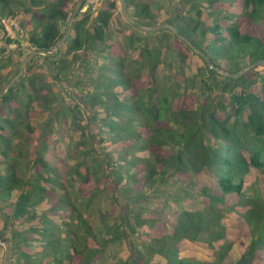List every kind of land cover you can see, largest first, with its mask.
Returning <instances> with one entry per match:
<instances>
[{
    "label": "trees",
    "instance_id": "1",
    "mask_svg": "<svg viewBox=\"0 0 264 264\" xmlns=\"http://www.w3.org/2000/svg\"><path fill=\"white\" fill-rule=\"evenodd\" d=\"M77 1L0 0V92L32 49L55 50ZM127 5L142 23H173L223 70L264 60V0ZM119 6L83 7L59 54L35 56L0 99V233L12 246L8 264H264V64L228 76L174 32L158 45L140 43L133 31L127 46L114 44ZM20 10L26 46L4 22ZM133 46L148 69L131 70ZM177 50L190 67L194 55L204 62L194 73L197 94L180 73L173 83L157 75L163 57ZM75 62L73 84L84 93L66 105L64 82L71 83ZM62 123L71 138L78 131L82 147L72 165L68 153L50 146ZM116 249L128 253L113 255Z\"/></svg>",
    "mask_w": 264,
    "mask_h": 264
},
{
    "label": "rangeland",
    "instance_id": "2",
    "mask_svg": "<svg viewBox=\"0 0 264 264\" xmlns=\"http://www.w3.org/2000/svg\"><path fill=\"white\" fill-rule=\"evenodd\" d=\"M112 0H86V3L84 5V10H86L89 6H94V10L96 12L100 11L101 9H103L104 5L111 2ZM149 1L151 4H154L155 0H146ZM165 13V12H164ZM23 13L18 12V16L16 17H10L7 18L5 21V25L7 28V31L9 34L11 35H18V37L23 41V44L29 45L28 44V35H27V31L23 28L21 21H24L27 19V16L23 15ZM165 30V32H161ZM134 32L136 35L140 36V43H145L148 42L150 44V46H152V44L154 45H158L160 44L161 39H164L165 42H171L174 38V33L171 29H162L160 31H156L155 34H149L150 32H145L143 30L140 29V31L136 30V29H132L129 24L126 23V21L123 19V14L121 12V8L120 6L117 9V12L115 14V21L112 23V28H111V36H110V41H112V43H120L124 46H127L128 43V35L130 32ZM11 32V33H10ZM136 45V44H135ZM134 45V46H135ZM16 44H13V47H15ZM104 46L107 47V43H104ZM129 47L128 49V56L132 61V71H141L144 69H148V62L146 61V59H142L139 55V47ZM62 49V48H61ZM95 51H91L90 57L92 59L96 58V53L98 49H93ZM114 57H118V55L113 54ZM183 51L182 50H177L174 54H166L163 57V60L160 62V65L158 67L157 70V75L158 77L162 78V77H167V79L169 80L170 83H173V81L176 79L177 74L180 73L181 76H185L186 79L188 80V89L190 90H195V94H197L199 88V83L200 80L197 76H195V72L197 70V68L199 66H204V62L201 59V57H199L198 55H194V61L192 66L190 67L187 63H185L183 61ZM140 57V58H138ZM17 61V60H15ZM99 61L103 62L104 60H102L101 58H99ZM76 63V62H75ZM42 64V60L39 59L36 63L35 66H39L41 67ZM75 66H73V73L70 74L71 76L69 77L71 83H67L64 82V95L65 98H69L68 101L66 100V105H69V103H74V101L71 99V96L74 99H78L80 98V95L82 93H84L83 89L81 88H75L73 82L76 79V75L79 72L77 65H79V63L74 64ZM81 71H84L83 69H81ZM186 80L182 81V84L185 85ZM195 84V86H194ZM185 87V88H184ZM182 89L185 90L187 88V84L184 86ZM57 90L58 87H56ZM205 89V87L203 88V90ZM60 92V90H59ZM61 93L63 94V91L61 90ZM205 95V94H204ZM228 103V102H226ZM48 116V112H45L43 114L40 115V121H44ZM64 128L68 129V131H65ZM70 127L68 125H64L62 123L61 127L58 125L57 128H54V131L52 133V136L50 137V146L55 150V152H57L56 154L59 153H68L69 154V159H67V161H69L70 165L74 164L76 162V157L78 156V153L80 151V149H82L81 146L78 145V139H79V135H78V131L76 132L75 136L73 138H71L70 134ZM262 139L259 138V141H261ZM89 163L93 166V168L95 170H99L100 169V165H96L97 163H95V160L93 157H91L89 159ZM4 251L5 248L4 246L0 247V262L1 259L4 255ZM122 252V253H121ZM120 253L122 254V256H126L127 255V251L126 249L122 250ZM119 250L117 251H113V255H117V256H121L119 255ZM111 255V257L113 256ZM113 258V257H112ZM114 259V258H113ZM109 261H112L111 258H109ZM109 264V263H108Z\"/></svg>",
    "mask_w": 264,
    "mask_h": 264
},
{
    "label": "water",
    "instance_id": "3",
    "mask_svg": "<svg viewBox=\"0 0 264 264\" xmlns=\"http://www.w3.org/2000/svg\"><path fill=\"white\" fill-rule=\"evenodd\" d=\"M120 2V8L121 11L123 13V16L127 19V21L131 24V25H135L137 26L139 29L145 31V32H156V31H160L162 29H171L176 35H178L180 38L184 39L185 41L188 42V44L200 55L202 56L208 63V65L221 72L224 73L228 76L234 77V78H238L240 77L244 72H246L247 70L257 66V65H261L264 64V60H258L252 64H250L248 67H245L244 69H242L241 71L237 72V73H232L226 70H223L221 68H219L218 66H215L214 63L212 62L210 56L208 54H206L204 51H202L200 48H198L196 45L193 44V42L187 38L186 36L182 35L178 28L170 22H165V23H161V24H157V25H148L145 23H142L141 21H139L138 19L134 18L131 15V12L128 8L127 5V0H119ZM86 3V0H78L71 15L69 18V21L67 23V28H66V32L65 34L56 42V46H55V50H47V49H32L31 52L25 57V59L22 61L21 65H20V71L17 75H15L10 82L7 84V86L5 87V89L3 91L0 92V99L5 97L11 90V88L14 86V84L24 75L25 73V68L28 65V63L37 55H45V56H56L59 54L62 45L69 39L71 33H72V24L74 22V20L77 18V15L79 14V12L83 9L84 5ZM0 244H2L5 248L4 251V255L2 258V261L0 264H8L10 256H11V252H12V246L11 243L9 241H6L2 238L1 233H0Z\"/></svg>",
    "mask_w": 264,
    "mask_h": 264
},
{
    "label": "built area",
    "instance_id": "4",
    "mask_svg": "<svg viewBox=\"0 0 264 264\" xmlns=\"http://www.w3.org/2000/svg\"><path fill=\"white\" fill-rule=\"evenodd\" d=\"M2 20V17H1V15H0V21ZM4 22H6L5 20H4ZM11 33V32H10Z\"/></svg>",
    "mask_w": 264,
    "mask_h": 264
}]
</instances>
